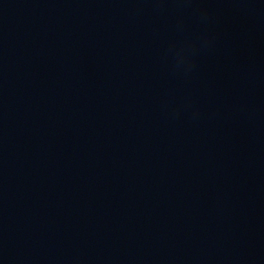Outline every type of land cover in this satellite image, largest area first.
Returning <instances> with one entry per match:
<instances>
[{"label": "water", "instance_id": "95a60500", "mask_svg": "<svg viewBox=\"0 0 264 264\" xmlns=\"http://www.w3.org/2000/svg\"><path fill=\"white\" fill-rule=\"evenodd\" d=\"M0 264H264L93 132L0 88Z\"/></svg>", "mask_w": 264, "mask_h": 264}]
</instances>
